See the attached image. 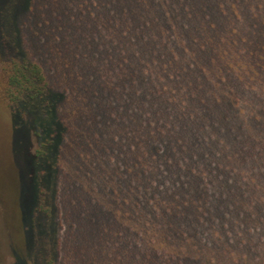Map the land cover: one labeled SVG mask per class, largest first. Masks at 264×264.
Segmentation results:
<instances>
[{
	"label": "trees",
	"instance_id": "obj_1",
	"mask_svg": "<svg viewBox=\"0 0 264 264\" xmlns=\"http://www.w3.org/2000/svg\"><path fill=\"white\" fill-rule=\"evenodd\" d=\"M259 1L0 0V108L38 141L15 264H58L63 226L79 264H264Z\"/></svg>",
	"mask_w": 264,
	"mask_h": 264
},
{
	"label": "rangeland",
	"instance_id": "obj_2",
	"mask_svg": "<svg viewBox=\"0 0 264 264\" xmlns=\"http://www.w3.org/2000/svg\"><path fill=\"white\" fill-rule=\"evenodd\" d=\"M230 1L231 0H225L226 8L231 11L229 17L230 20L231 18L237 17L238 11L243 12L246 8L253 9L256 4H261L259 0H244L243 3H235V5L232 6L230 5ZM234 27L237 28V26ZM52 41L53 40L49 38L47 44L44 46L45 54L51 53L52 55L50 59L53 66L52 68H48V75L51 77L50 79L52 80L54 87L58 91H61L64 87L59 83V79L58 83H56V81L52 79V76H54L56 72L60 73L63 64L67 63V59L65 58V52L63 50L64 48H59V50L56 51V48H54L55 44ZM231 54L232 53L229 55V63L232 61ZM47 56L49 58V55ZM61 58L62 63L59 64ZM236 61L238 60L235 59L232 62ZM46 64L49 67L48 60H46ZM243 66H245V64ZM245 67L249 68L247 66ZM0 78H2L1 72ZM62 81L64 82L65 86L68 87L67 81L63 78ZM66 100H68V95ZM65 102L68 103L63 106V110H65L67 114V112L70 113L71 108H74L75 106H69L71 101ZM241 109L243 112H246L249 108L247 106H243ZM63 110L61 113L62 115L64 113ZM7 117H9V115L0 108V264H15V257H13V253H15L16 250L19 256L22 258L25 257L24 249L28 235V225L24 223V211L27 207V201L22 198L21 201H19L20 203H18L17 198V193L19 191L18 175L21 173L23 178L27 174V163L24 162L25 160L22 157V150H24L25 153L28 151L29 153L34 154L38 147V141L34 135L19 136L20 131L15 129L14 124H12L11 120L7 119ZM68 122L70 123L71 120ZM70 124L72 127V123ZM27 125H25V127H27ZM66 135L67 138L68 134ZM19 138L21 140V144L18 143ZM61 152V155L65 156L70 153L68 157L71 158V164L70 162H67V166H69L70 170L71 168H75L76 164L79 165L78 161H76V157H73L71 150L68 151L63 149ZM66 171H68V167H66ZM78 183L79 187L82 185L84 190L87 191L89 189L88 182H86L83 177L78 179ZM65 229L67 230V227L63 226L61 231L62 254L61 257L59 256L58 264H79V258H76L74 255L68 252L72 248V243L74 245V242L70 238L68 239Z\"/></svg>",
	"mask_w": 264,
	"mask_h": 264
}]
</instances>
